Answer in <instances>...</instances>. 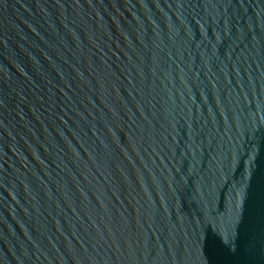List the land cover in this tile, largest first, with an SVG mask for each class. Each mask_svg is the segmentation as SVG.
Segmentation results:
<instances>
[{"label":"water","instance_id":"obj_1","mask_svg":"<svg viewBox=\"0 0 264 264\" xmlns=\"http://www.w3.org/2000/svg\"><path fill=\"white\" fill-rule=\"evenodd\" d=\"M0 264H264V0H0Z\"/></svg>","mask_w":264,"mask_h":264}]
</instances>
